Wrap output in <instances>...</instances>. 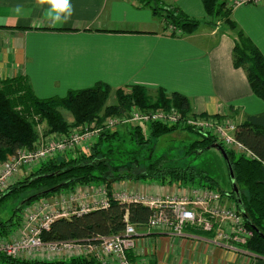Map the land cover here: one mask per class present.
I'll return each instance as SVG.
<instances>
[{
	"label": "crops",
	"instance_id": "obj_1",
	"mask_svg": "<svg viewBox=\"0 0 264 264\" xmlns=\"http://www.w3.org/2000/svg\"><path fill=\"white\" fill-rule=\"evenodd\" d=\"M161 2L200 21L199 30L171 37L139 0H71L72 16L55 25L40 0H0V83L22 77L40 99L99 83L109 85L111 94L132 86L151 95L162 89L186 96L194 114L221 116L238 125L264 114V102L253 95L245 70L234 67L236 33L225 20H211L202 0ZM18 4L30 9L27 16L13 13ZM230 19L264 56V3L233 7ZM180 190L151 182L111 183L112 195L164 196ZM138 233L131 253L135 264H264V258H247L166 231L141 228ZM26 259L41 260L36 254Z\"/></svg>",
	"mask_w": 264,
	"mask_h": 264
},
{
	"label": "trees",
	"instance_id": "obj_2",
	"mask_svg": "<svg viewBox=\"0 0 264 264\" xmlns=\"http://www.w3.org/2000/svg\"><path fill=\"white\" fill-rule=\"evenodd\" d=\"M150 5L154 16L160 18L167 31L174 27L176 31L171 37L191 36L195 34L201 22L185 15L177 8L162 7L161 0H140ZM207 16L211 20L223 19L235 35L234 67L246 72L247 80L254 96L264 102V56L256 45L239 29L237 24L230 19L232 8L228 6V0H202ZM181 32L180 36L176 33ZM0 162L9 156L15 155L21 149H32L40 139L36 126L45 123L46 135H68L73 128L86 129L85 126L92 122L101 123L105 117L119 115L133 107L139 108H173L182 115L192 113L190 100L179 93L167 94L164 90H158L156 97L143 87L132 86L118 89L115 92L117 104L107 105L112 88L103 83L95 87L74 91L71 90L64 97L40 99L33 93L27 81L18 77L0 83ZM17 95L15 98L14 95ZM15 98V99H14ZM157 98V99H156ZM152 99L156 102L152 105ZM61 110H65L73 117V123H68ZM103 114V115H102ZM36 117L39 120L35 119ZM202 117L208 115L202 114ZM215 119H223L214 116ZM39 121V122H38ZM102 126V125H101ZM111 130V129H110ZM132 141L139 145V149L127 151L132 158L127 165L129 172H119L118 167L111 168V164L120 165L121 161L112 159L114 149L113 142L118 140L116 131L110 132L103 127V132L95 138L90 149L66 152L41 165L27 178L16 182L0 198V208L18 194L36 190V196L14 210V217L0 222V239L6 238L20 223V214L25 209L46 198L54 197L65 192H73L77 188L92 187L93 185H107L110 196V206L106 209H97L83 214H75L69 218L55 220L50 231L44 232L42 239L45 242L65 241H98L99 238L115 236L123 233L126 228V218L129 223L137 228L146 225L153 211L140 203H121L113 199L111 183L123 181H138L158 183L163 186L176 185L179 188L197 187L210 191L223 193L217 181L206 171L193 167L162 166L161 160L146 167L142 172H134L132 163L136 164V156H139L143 145L151 144L153 139H159L165 135L183 131L196 134L199 139L194 141L190 148L195 151L211 147L218 141L213 136L205 135L192 128L182 125L168 126L151 124L149 126L136 125L132 128ZM149 132L146 134V132ZM236 141L249 153L237 155L230 149H226L235 174V181L240 192L241 204L234 194L230 197L240 211L244 212L245 226L254 234L247 245V249L255 256L264 258V114L248 116L246 120L236 127ZM121 146V145H120ZM127 159V158H126ZM118 163V164H117ZM62 185L55 192H48ZM223 195V194H222ZM32 197V196H30ZM29 197V198H30ZM28 199V198H27ZM26 200V199H25ZM23 203V202H22ZM257 229L258 233L254 230ZM191 233L202 234L196 229H189ZM132 258V257H131ZM133 260V259H132ZM0 264H98L94 259L71 257L53 261L25 260L11 258L0 253Z\"/></svg>",
	"mask_w": 264,
	"mask_h": 264
},
{
	"label": "built area",
	"instance_id": "obj_3",
	"mask_svg": "<svg viewBox=\"0 0 264 264\" xmlns=\"http://www.w3.org/2000/svg\"><path fill=\"white\" fill-rule=\"evenodd\" d=\"M263 3L264 0H234L230 7ZM173 30L176 31L175 28ZM176 34L180 36L181 32L178 31ZM132 112L130 117L121 116L109 120L103 127L112 129L118 122L123 125L143 124L144 126L151 124L182 125L213 136L218 141L217 144L226 146L228 149L233 147V150L236 149L238 153L250 156L235 139L236 127L226 123L223 119L218 120L210 116L202 117L200 114L188 117L190 115H182L177 109ZM103 127H97L91 131L79 129L68 135L48 134L42 136L32 149L24 148L15 155L9 156L5 162H0V195L7 192L16 182L25 179L22 178L24 174H31L35 168L38 169L57 156L70 151L90 149L95 138L103 132ZM91 141L93 142L91 143ZM76 190L72 196L69 194L55 197L50 201L43 199L31 205L30 223L32 226L28 228V235L17 241L18 243L0 245V253H17L18 256L28 253L40 254L43 259H50L49 261L82 257L94 259L98 264H135L131 253L137 247L139 228L129 223L127 218V225L123 233L99 238L98 241H43V233L50 231L55 220L69 218L84 212L79 213L77 210L68 212V214L66 208L69 204L74 203L73 201L79 203L82 201L87 204L86 201L92 199L91 203L87 204L90 210H87L86 213L97 209H106L110 206L107 185L95 188L86 187L81 194L80 188ZM113 199L121 203L132 201L149 207L153 211L152 216L148 223L142 227L147 231H167L171 235L201 242L247 258L255 257L246 248L254 233L245 226L244 216L236 203L219 192L203 188H181L180 191H176L170 196L156 197L130 192L114 194ZM79 203L76 202L78 206H80ZM63 210L65 211L61 212ZM189 229H196L202 234L191 233ZM42 258L41 260H43Z\"/></svg>",
	"mask_w": 264,
	"mask_h": 264
},
{
	"label": "rangeland",
	"instance_id": "obj_4",
	"mask_svg": "<svg viewBox=\"0 0 264 264\" xmlns=\"http://www.w3.org/2000/svg\"><path fill=\"white\" fill-rule=\"evenodd\" d=\"M140 3L144 8H148L151 10V8H149L150 5L146 4V1H144V2L140 1ZM161 6L163 8L167 7L164 5H161ZM227 7H230V6L228 5ZM151 12H152V10H151ZM152 14H153V12H152ZM153 16H154V14H153ZM158 19L161 21L160 18H158ZM173 28L174 27H170L167 31H164V32L167 35H170L174 31ZM155 95H152V96L154 97ZM14 97L16 98L17 95L15 94ZM156 99H152V101H151L152 105L156 102ZM116 104H117L116 95L111 94V96L109 97V100L107 102V105L113 106ZM171 109H173V108H168V109L167 108H154L153 106H150V108H146V109L143 108L142 109L139 107H133V109H130L127 112H124L120 115L125 116V117H127V116L130 117L133 114L132 111H134V112L135 111H148V112L151 111L152 112V111H159V110L168 111ZM61 112H62L65 120L68 123H70V124L73 123L74 120H73V117L70 113L66 112L65 110H61ZM188 115H190L188 117H191L194 115V113H190ZM121 116L110 115V116L105 117V119L100 124L97 122H92L85 127L87 130L91 131L94 128L103 127L104 124L107 123L109 120H114V119H117L118 117H121ZM185 116H187V115H185ZM35 119L39 120L38 117H36ZM218 120H221V119H218ZM223 120L226 121V123L231 124L235 127H237V125H238L236 123V121L234 122L231 119L223 118ZM136 125L138 126L139 124L123 125V124H120L118 122L114 126V128L112 127L111 130L109 129L110 132L116 131V133L118 135L117 137H118L119 141L114 140V142H113L114 149L116 150L117 148H119L120 153L122 152V154H119L118 151H116L115 154L114 153L111 154V156H113L112 157L113 160L121 161L120 165L111 164V168L121 166V167H118L119 172H121V173L129 172L127 165H125L123 162L126 161V163L129 164L133 160L132 158H130V155L127 151L128 150L133 151V150L139 149V147H140L139 145H136L135 142H133L131 140L132 139V133H133L132 128ZM140 125L144 126L143 124H140ZM36 129H37L38 133H40L42 135L46 134L47 127H46L45 123H41V122L38 123V125L36 126ZM76 130H79V127L72 129V131H76ZM82 131H84V130H82ZM148 133L149 132H146V134H148ZM198 139H199V137L196 134H191L189 132H183V131H177V132L165 135L159 139H153L151 144L143 145V148L141 149L139 156H136V160H135L136 164L132 163V166L134 168L133 173H136L138 171H140V172L144 171L146 169V167H149L150 165L154 164L155 161H157V160H161L162 166H172V167H179V168L193 167V168H196L197 170H203V171L208 172V174L215 181H217L219 188L222 191H224L222 193L223 196L227 197V199L232 201V199L230 197V193L233 192L232 191L233 190L232 181H231V178L229 175V171H228L226 162H225L222 154L217 149H215L213 147H208V148H205L203 150H199V151L195 150L194 151L193 148L192 149L190 148V146L192 145V143L194 141H196ZM92 142L93 141H91V143ZM224 147L227 148L226 146H224ZM229 149H231L233 152H236L237 155H240V153H238L236 149H234L235 151L233 150V147H230ZM6 160H4L3 162H5ZM36 170H37V168L34 169V171H36ZM140 183L145 184L147 182H140ZM84 188H86V187H84ZM84 188L81 189V187H80V191H79L80 194L84 192ZM187 188H197V187H187ZM76 191L77 190H75L73 192H69V193L65 192V193L58 194L54 197L46 198V199L50 201V200H53L55 197L67 196L69 194H70V196H72V195H74L73 193ZM35 193H38V191L36 192V190H34V189L24 191V192L18 194L15 198H12L11 200L7 201L5 203V205L0 208V220L2 219L3 221H7V220H10L12 217H14V210L17 209L18 207H20L22 202L25 199L29 198L30 196L35 195ZM172 193L165 194L164 196H170ZM111 194H113L112 191H111L110 195ZM139 194H145V193L140 192ZM153 196H155V195H153ZM156 197H158V196H156ZM56 199H60V198H56ZM91 201H92V199H90V201L88 200L86 202L89 205L91 203ZM73 202L75 204L74 203L69 204L68 208H66L67 213L71 212V211L74 212L77 210L79 213H81V211H84L83 213H86L87 210H90V209H88L89 206H87V204L83 203L82 201L80 203L78 201H76L77 204L78 203L80 204V206H78L75 201H73ZM123 203H127V202H123ZM129 203H134V202L131 201ZM31 207L32 206H29L27 209H25L23 211V213L20 214L19 227L17 226L15 228V230L13 232H11L6 238H1L0 239V245H4L5 243H8L9 245H11L13 242L18 243L17 241L23 239L25 236L28 235V228L32 226L30 223V215H31L30 212L32 211ZM237 207H238V205H237ZM64 211L65 210H63L61 212H64ZM17 218L18 217L15 216L14 220L17 221ZM187 231H188V229H187ZM16 254L17 253H15V254L6 253L5 255H7L8 257H11V258H18L19 257V258L25 259V260H26V256L29 255V253L27 255L20 254V256H18L19 254H17V255ZM36 257L41 259L43 256L40 254H36ZM88 259H91V258H88ZM43 260L49 261L50 259L45 258Z\"/></svg>",
	"mask_w": 264,
	"mask_h": 264
},
{
	"label": "clouds",
	"instance_id": "obj_5",
	"mask_svg": "<svg viewBox=\"0 0 264 264\" xmlns=\"http://www.w3.org/2000/svg\"><path fill=\"white\" fill-rule=\"evenodd\" d=\"M40 2L48 5L44 11V15L53 25L66 23L73 14L71 0H40ZM29 12L30 9H25L19 4L13 9V13L17 17L27 16ZM3 22V20H0V23Z\"/></svg>",
	"mask_w": 264,
	"mask_h": 264
},
{
	"label": "water",
	"instance_id": "obj_6",
	"mask_svg": "<svg viewBox=\"0 0 264 264\" xmlns=\"http://www.w3.org/2000/svg\"><path fill=\"white\" fill-rule=\"evenodd\" d=\"M211 147L217 149L223 156L225 162H226V165H227V168H228V171H229V175H230V178H231V181H232V186H233V191H234V194L236 195L237 199H238V203L241 204V200H240V192H239V189H238V186L236 184V181H235V174H234V171H233V168H232V164H231V161H230V158H229V155L228 153L226 152L225 148L220 145V144H214L212 145ZM62 187V185H59L58 187L56 188H53L51 189L50 191H47L48 192H55L57 191L58 189H60ZM3 195H0V198L2 197ZM36 196H32L26 200L23 201L22 205L25 204L27 201H30L32 200L33 198H35ZM242 214L244 216V212L242 211ZM245 219H247V216L245 215L244 216ZM257 233H258V230L257 229H254Z\"/></svg>",
	"mask_w": 264,
	"mask_h": 264
},
{
	"label": "bare ground",
	"instance_id": "obj_7",
	"mask_svg": "<svg viewBox=\"0 0 264 264\" xmlns=\"http://www.w3.org/2000/svg\"><path fill=\"white\" fill-rule=\"evenodd\" d=\"M241 212H242V210H241Z\"/></svg>",
	"mask_w": 264,
	"mask_h": 264
}]
</instances>
